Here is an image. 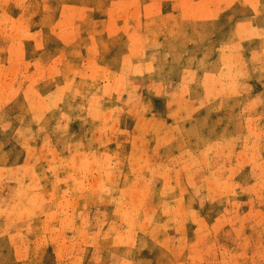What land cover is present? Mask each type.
Instances as JSON below:
<instances>
[{
  "label": "rangeland",
  "instance_id": "374dc122",
  "mask_svg": "<svg viewBox=\"0 0 264 264\" xmlns=\"http://www.w3.org/2000/svg\"><path fill=\"white\" fill-rule=\"evenodd\" d=\"M0 264H264V0H0Z\"/></svg>",
  "mask_w": 264,
  "mask_h": 264
}]
</instances>
